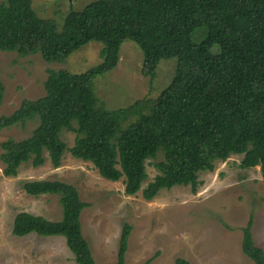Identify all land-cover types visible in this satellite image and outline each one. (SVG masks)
I'll return each mask as SVG.
<instances>
[{
  "label": "trees",
  "instance_id": "obj_1",
  "mask_svg": "<svg viewBox=\"0 0 264 264\" xmlns=\"http://www.w3.org/2000/svg\"><path fill=\"white\" fill-rule=\"evenodd\" d=\"M125 39L142 50L143 75L153 77L161 59L176 58V67L149 107L142 98L126 109L143 107L139 115L145 117L118 136L115 115L95 106L91 83L117 65ZM90 41L102 43L100 62L80 73L48 69L43 95L24 98L0 116V130L35 124L26 137L0 142L5 176H16L29 161L42 165L46 157L54 168L60 166L67 149L61 133L69 130L75 133L71 156L90 161L103 178H123L126 195L141 191L148 201L176 185H190L196 193L198 172L214 171L217 161L232 155H241L242 168L258 165L264 178V0H96L70 9L61 29L37 15L31 0H1L0 50L61 62ZM3 95L0 79V101ZM159 154L153 162L157 173L142 187L146 161ZM22 189L34 196L58 195L62 214L54 221L17 212L11 233L63 236L77 264H96L80 221L88 203L77 188L37 179L24 181ZM252 226L250 214L241 228V250L253 264H264ZM130 230L125 222L115 264H124ZM175 264L189 263L177 257Z\"/></svg>",
  "mask_w": 264,
  "mask_h": 264
},
{
  "label": "rangeland",
  "instance_id": "obj_2",
  "mask_svg": "<svg viewBox=\"0 0 264 264\" xmlns=\"http://www.w3.org/2000/svg\"><path fill=\"white\" fill-rule=\"evenodd\" d=\"M31 1L37 15L51 18L61 29L70 9L80 10L96 0ZM200 32L201 29L196 30L197 37ZM101 47V42L90 41L61 62H46L39 53L20 56L15 51L0 50V79L4 85L0 116L12 112L24 98L43 95L48 69L80 73L100 62ZM211 49L216 52L218 46ZM142 59L143 52L137 43L125 39L117 65L92 79L95 106L115 115L118 136L139 116L145 117L139 115L143 107L139 112L126 109L142 98L148 99L149 107L174 75L176 58L161 59L153 77L140 72ZM34 125L30 122L25 127L2 129L0 142L8 137L16 140L26 137ZM61 135L67 149L56 168L44 153L46 160L42 165L23 163L12 177L3 174L0 160V264H77L63 236L11 233L13 217L20 211L54 221L61 218L58 195L34 196L22 189L24 181L37 179L73 184L80 198L88 203L80 221L96 264L116 263L125 222L131 230L124 264H175L177 257L189 264H253L241 250V228L250 214H253L254 240L264 250V178L258 165L240 167L241 155L217 161L214 171H199L196 193L190 185H176L161 190L148 201L141 191L126 195L123 178L117 181L103 178L90 161L71 156L68 147L73 144L75 133L63 130ZM159 159L161 154L146 161L147 177L142 187L157 173L153 162Z\"/></svg>",
  "mask_w": 264,
  "mask_h": 264
},
{
  "label": "crops",
  "instance_id": "obj_3",
  "mask_svg": "<svg viewBox=\"0 0 264 264\" xmlns=\"http://www.w3.org/2000/svg\"><path fill=\"white\" fill-rule=\"evenodd\" d=\"M92 251V250H91Z\"/></svg>",
  "mask_w": 264,
  "mask_h": 264
}]
</instances>
